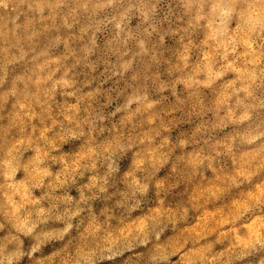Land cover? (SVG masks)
<instances>
[{
  "label": "clouds",
  "instance_id": "clouds-1",
  "mask_svg": "<svg viewBox=\"0 0 264 264\" xmlns=\"http://www.w3.org/2000/svg\"><path fill=\"white\" fill-rule=\"evenodd\" d=\"M0 264H264V0H0Z\"/></svg>",
  "mask_w": 264,
  "mask_h": 264
}]
</instances>
